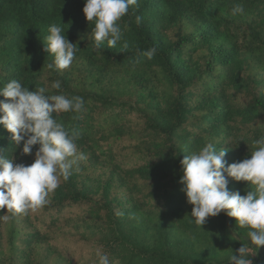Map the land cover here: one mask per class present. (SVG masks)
<instances>
[{"label": "trees", "instance_id": "trees-1", "mask_svg": "<svg viewBox=\"0 0 264 264\" xmlns=\"http://www.w3.org/2000/svg\"><path fill=\"white\" fill-rule=\"evenodd\" d=\"M84 4L0 0V87L15 79L83 97L81 112L53 117L79 134L86 156L44 207L0 209L10 217L0 219V264H95L98 247L112 264H229L247 241L233 240L235 218L223 212L195 225L180 160L211 142L241 161L264 135V0H138L118 21L123 51L94 46ZM235 4L243 14L232 15ZM51 24L80 48L62 72L47 68ZM56 79L60 90L50 88ZM38 148L22 154L0 126V154L15 163L31 164ZM228 187L251 190L232 178ZM251 259L264 264V246Z\"/></svg>", "mask_w": 264, "mask_h": 264}, {"label": "clouds", "instance_id": "clouds-1", "mask_svg": "<svg viewBox=\"0 0 264 264\" xmlns=\"http://www.w3.org/2000/svg\"><path fill=\"white\" fill-rule=\"evenodd\" d=\"M138 6V0H85L83 13L86 20L94 22L90 38L99 48L107 42L109 48L122 45L127 49L128 42L118 21L127 14L129 7ZM233 16L243 14L242 4H235ZM141 17H136L140 24ZM48 35L42 41L44 50L53 56L47 64L49 70L63 71L71 67L76 57L78 42H71L65 30L58 24H51ZM139 51V50H138ZM156 54L152 47L143 55L151 59ZM62 82L54 80L50 88L60 90ZM0 126L11 133L14 146L21 147L22 154L29 155L33 147L39 145L34 161L25 165L15 163L11 158L0 154V209L7 208L16 214L36 211L49 203V194L61 183L67 181L74 167H78L86 156L78 151L76 141L79 134L69 133L58 123L53 114L74 112L84 109L81 96L68 98L63 94H51L49 88L39 87L29 90L18 80H11L0 87ZM254 148L250 158L228 163L225 159L228 149L206 143L197 152L185 154L180 160L182 175L179 183L186 195L187 203L192 205L190 216L197 227L216 217L221 212L235 218L237 228L246 229L242 237L236 229L233 240L242 242L228 257L229 264H253V254L264 246V135L253 141ZM229 178L249 182L251 190L241 195L228 187ZM8 221V215L0 216ZM95 264H112L109 255L102 247L95 250Z\"/></svg>", "mask_w": 264, "mask_h": 264}, {"label": "rangeland", "instance_id": "rangeland-1", "mask_svg": "<svg viewBox=\"0 0 264 264\" xmlns=\"http://www.w3.org/2000/svg\"><path fill=\"white\" fill-rule=\"evenodd\" d=\"M260 249H261V247H260Z\"/></svg>", "mask_w": 264, "mask_h": 264}]
</instances>
